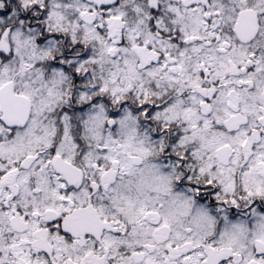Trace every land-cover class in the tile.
Masks as SVG:
<instances>
[{"label":"clouds","instance_id":"clouds-1","mask_svg":"<svg viewBox=\"0 0 264 264\" xmlns=\"http://www.w3.org/2000/svg\"><path fill=\"white\" fill-rule=\"evenodd\" d=\"M252 258L264 0H0V264Z\"/></svg>","mask_w":264,"mask_h":264},{"label":"snow or ice","instance_id":"snow-or-ice-1","mask_svg":"<svg viewBox=\"0 0 264 264\" xmlns=\"http://www.w3.org/2000/svg\"><path fill=\"white\" fill-rule=\"evenodd\" d=\"M201 104L203 105V104H205V101L204 100H201ZM235 203V202H234ZM152 213H145V215H151ZM139 255H143L142 253H139ZM188 258L186 257V260H187ZM149 264H151V262H149ZM247 264H264V260H258V259H256V258H252V259H250L248 262H247Z\"/></svg>","mask_w":264,"mask_h":264}]
</instances>
